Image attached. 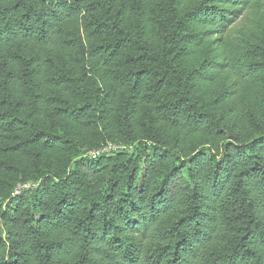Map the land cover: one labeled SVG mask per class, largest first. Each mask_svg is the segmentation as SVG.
I'll return each instance as SVG.
<instances>
[{"label":"trees","instance_id":"obj_1","mask_svg":"<svg viewBox=\"0 0 264 264\" xmlns=\"http://www.w3.org/2000/svg\"><path fill=\"white\" fill-rule=\"evenodd\" d=\"M0 264H264V0H0Z\"/></svg>","mask_w":264,"mask_h":264},{"label":"rangeland","instance_id":"obj_2","mask_svg":"<svg viewBox=\"0 0 264 264\" xmlns=\"http://www.w3.org/2000/svg\"><path fill=\"white\" fill-rule=\"evenodd\" d=\"M260 14H256L255 15V19L256 20H259L260 19ZM243 19V18H242ZM242 19H240V20H238V21H235L234 22V28H240V29H248V21H250L249 19H244V20H242ZM262 24V23H261ZM263 32V29H262V27L258 30V35H260L261 33ZM111 148H114V147H111V146H109V147H107L106 149H104V151H109ZM90 152H88V154H89ZM94 154V153H93ZM90 155V154H89ZM96 155V154H95ZM28 187H30V185L28 184V185H20L18 188H17V191H16V194H20L21 192H23L24 190H27L28 189Z\"/></svg>","mask_w":264,"mask_h":264},{"label":"built area","instance_id":"obj_3","mask_svg":"<svg viewBox=\"0 0 264 264\" xmlns=\"http://www.w3.org/2000/svg\"><path fill=\"white\" fill-rule=\"evenodd\" d=\"M109 146H111V147H114V148H111L109 151H104V149H106L107 147H109ZM120 146H117V145H114V144H107L106 146H104L102 149H100V150H97V151H90V155L92 156V157H95V156H97L100 152H106V153H110L111 151H113V150H115V149H117V148H119ZM94 153V154H93ZM96 154V155H95Z\"/></svg>","mask_w":264,"mask_h":264}]
</instances>
